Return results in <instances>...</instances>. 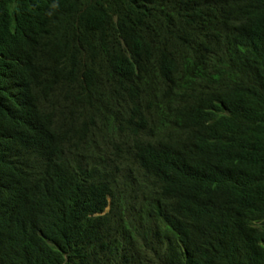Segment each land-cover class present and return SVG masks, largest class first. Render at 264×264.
Listing matches in <instances>:
<instances>
[{
    "label": "trees",
    "instance_id": "obj_1",
    "mask_svg": "<svg viewBox=\"0 0 264 264\" xmlns=\"http://www.w3.org/2000/svg\"><path fill=\"white\" fill-rule=\"evenodd\" d=\"M0 264H264V0H0Z\"/></svg>",
    "mask_w": 264,
    "mask_h": 264
},
{
    "label": "clouds",
    "instance_id": "obj_2",
    "mask_svg": "<svg viewBox=\"0 0 264 264\" xmlns=\"http://www.w3.org/2000/svg\"><path fill=\"white\" fill-rule=\"evenodd\" d=\"M125 87V86H124ZM124 87H120V88H118V90L121 92L123 89H124ZM111 90V89H110ZM114 103H115V101H114ZM111 104V105H108V106H104L102 109H101V113L104 115V117H105V119L104 118H98L99 120H101V119H104V120H106L110 115H111V113L114 111V110H116V108H115V104ZM108 116V117H107ZM115 159H118V158H115ZM118 160H120V159H118Z\"/></svg>",
    "mask_w": 264,
    "mask_h": 264
}]
</instances>
